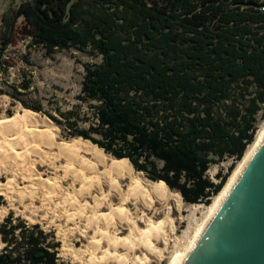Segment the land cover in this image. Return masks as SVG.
I'll return each mask as SVG.
<instances>
[{"label": "trees", "instance_id": "obj_1", "mask_svg": "<svg viewBox=\"0 0 264 264\" xmlns=\"http://www.w3.org/2000/svg\"><path fill=\"white\" fill-rule=\"evenodd\" d=\"M19 40L31 67L37 48L101 56L84 63L78 103L56 116L33 96L31 70L5 79ZM0 94L47 114L67 136L128 159L186 202L209 205L254 141L260 111L264 118V0L11 3L0 22ZM227 157L234 162L215 183L207 172ZM0 237V264H64L54 234L12 212Z\"/></svg>", "mask_w": 264, "mask_h": 264}, {"label": "bare ground", "instance_id": "obj_2", "mask_svg": "<svg viewBox=\"0 0 264 264\" xmlns=\"http://www.w3.org/2000/svg\"><path fill=\"white\" fill-rule=\"evenodd\" d=\"M53 125L50 119L39 116L30 109L0 119V165L11 174L7 181L0 182V195L8 199L10 206L19 202L25 211L42 213L44 218H52V221L59 220V233L64 239L71 231L86 237L88 244L85 248L76 249L65 245L62 249L66 253H72L79 264H152L154 261L161 264L164 250L159 248V243L163 242L167 251L171 241L178 247L171 253L168 264H184L264 138L263 121L254 141L247 147L221 191L206 205L204 217L196 224L187 245L180 249L170 208L166 211L165 218L158 222L145 211L134 214L135 211L132 212L128 206L130 202H141L144 208L152 209L155 196L166 201L172 194L165 182L149 180L142 173L135 174L134 166L129 160L117 159L82 137L73 138L69 142H56ZM42 145L49 148L56 146L58 152L67 157V163L59 165V168H63L64 175L45 178L37 170L36 162H47L50 165L54 163L53 157L47 154ZM83 145L94 149L101 157L110 158V164L106 165L107 172H125L124 175L130 179L126 191L118 179H113L109 173H101V178L110 185V190L106 193L100 178L88 179L73 166V162L86 164L85 158L77 153ZM34 154L37 159L32 157ZM102 162L105 164V159ZM19 178L25 185H21ZM68 179L71 181L70 186L64 187L61 180ZM77 184L80 186L77 187ZM110 193L119 197L118 204L113 202ZM177 195L175 196L180 202L182 197ZM6 212L7 209L0 206V218ZM141 221L145 223L144 228L140 225ZM124 231L128 233L123 235Z\"/></svg>", "mask_w": 264, "mask_h": 264}, {"label": "rangeland", "instance_id": "obj_3", "mask_svg": "<svg viewBox=\"0 0 264 264\" xmlns=\"http://www.w3.org/2000/svg\"><path fill=\"white\" fill-rule=\"evenodd\" d=\"M20 1L21 0H0V22L3 12L10 6V4L11 3L18 4ZM26 51L27 48H26L25 40H19L17 45L11 46V48L8 50V55H10V57L12 58L13 62L16 63V65L11 66L7 75L4 77L5 79H10L11 81L16 80L19 77H21L20 70L23 69L31 70L30 72L33 75L34 85L37 90V92H34L33 96L35 98L41 99L45 108L51 111L56 116H58L56 108L61 107L62 109H68L71 108L74 103L79 102L77 96L80 93L82 80L85 73L84 63L98 62L101 60V56L93 55L86 51L78 50L76 48H71L68 50H60L51 56L45 55L43 50L37 48V49H32L31 57L35 63V66L31 67L28 66L22 60L21 55ZM11 101H12L11 98L7 94H0V119L14 116L17 113H22L24 109H28L23 107L21 103L11 105ZM10 111H12L13 113L12 115H9ZM36 113L39 116L47 117L48 119L51 120L52 124H54L53 126H55V131H56L54 138L56 142H69L73 138H80V137L67 136L65 133H63L59 125H57L47 114L40 112H36ZM263 121L264 118H262V111H260L258 113V123H257L258 128ZM83 146L77 150V153L78 154L80 153L79 155L82 156L83 159L85 158L84 161L86 162V164L84 162L82 164L81 163L77 164V162H73L72 163L73 166L77 168L79 171H81V174H83V176L88 179L92 177L94 179L100 178L101 181H103V185H104L103 187L106 193L109 192L110 185L108 182H106L104 179L101 178L102 177L101 173L103 174L109 173V176H111L113 179L116 180L118 179L117 181H119L121 187L126 191L128 189L130 179L128 178V176L124 175L125 172L121 171L118 174L117 173L115 174L111 171L107 172L106 165L110 164L111 162L110 158L108 156L101 157V155L94 149L85 145ZM55 147L49 148L46 147V145L45 147L44 145H42V148L45 149L47 154H50L53 157L52 160L54 161V163H52V165H50L47 162L44 163L36 162L37 170L45 178L50 176L51 177L57 176L59 178V175L61 176L64 175V170L63 168H59V165L62 166L65 165L68 159L66 156H64L63 153H59L58 148ZM87 147L88 150L91 149V151H88L86 149ZM56 153H58L59 156H57ZM32 157L37 159L35 154L32 155ZM104 159L106 161L105 164L102 162V160ZM124 160H128V159H124ZM233 162L234 160L232 157H227L221 162L214 163L209 168L207 175L215 183H218L220 181V178L218 177V173L219 172H221L222 174L227 173L229 171V167L232 165ZM134 173L135 174L142 173L146 177V175L143 172L136 171V169ZM10 176L11 174L5 170V167L0 165V182L7 181ZM18 181L21 182V185H25V182L20 180V178L18 179ZM61 182L63 183L64 187H68L70 186L71 181L68 179L63 181L61 180ZM143 185L147 186L145 183H143ZM79 186L80 184H77V187ZM170 192L172 195L166 201L160 200L155 196L154 198L155 203L152 209H148L146 207L144 208V206L140 204L141 202L138 203L130 202L131 204L128 203V206L131 208L132 212L135 211L134 214L136 212H139L140 214L145 211L149 215V217L152 216L151 218H153L155 221L158 222L162 221L165 218L167 213L166 211H168V208H170L171 219H173L174 221L175 230H176L175 236L178 239L180 249H182L183 246L185 247V245H187L189 241V237L193 235L194 229L197 226L196 224H198L199 221H201L202 218L204 217V211H206V204L188 203L183 199L182 195L178 191L170 189ZM177 194L181 195L182 197L180 202H178V197H176L178 196ZM111 196L115 204H118L120 202V199L117 195L111 194ZM9 204L10 202L8 201V199L4 195H0V206L7 209V212L4 214V216L0 218V222L3 221L4 218L9 213L12 212L15 218L21 217L27 220L28 223L30 224H35V223L40 224L44 230H46L47 232H52L54 234L55 240L60 242V247L58 248V256L60 258V261L63 262L64 264H79L74 260L72 253L70 254L66 253L62 249L65 245L66 247H73L76 249L85 248V246L88 244V240L86 237L82 236L77 232L75 233L71 231L70 232L71 234L68 233L67 238L64 239L62 235L59 233V229H58L59 220L52 221L50 220L52 218H44L42 213L34 214L29 211H25L23 210L24 208L20 205L19 202H16L14 206H10ZM136 208H139L138 211H136L137 210ZM39 215H41V217ZM140 225L142 228L145 227V223H143L142 221L140 222ZM127 233L128 231H124L123 235ZM90 234H92V232H90ZM2 245L3 243L1 242V237H0V247H2ZM176 247H178V245H176L174 241H171L170 248L169 250L166 251L164 249L165 244L163 242L159 243V248L164 250V256L161 261L162 262L161 264L169 263V260L172 256L171 253L176 250ZM152 264H158V262L154 261Z\"/></svg>", "mask_w": 264, "mask_h": 264}, {"label": "water", "instance_id": "obj_4", "mask_svg": "<svg viewBox=\"0 0 264 264\" xmlns=\"http://www.w3.org/2000/svg\"><path fill=\"white\" fill-rule=\"evenodd\" d=\"M184 264H264V138Z\"/></svg>", "mask_w": 264, "mask_h": 264}]
</instances>
